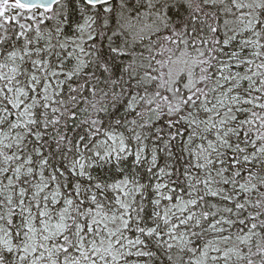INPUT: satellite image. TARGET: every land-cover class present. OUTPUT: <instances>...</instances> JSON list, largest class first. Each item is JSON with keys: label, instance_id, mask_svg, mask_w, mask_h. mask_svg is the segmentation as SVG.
<instances>
[{"label": "snow or ice", "instance_id": "1", "mask_svg": "<svg viewBox=\"0 0 264 264\" xmlns=\"http://www.w3.org/2000/svg\"><path fill=\"white\" fill-rule=\"evenodd\" d=\"M0 264H264V0H0Z\"/></svg>", "mask_w": 264, "mask_h": 264}]
</instances>
